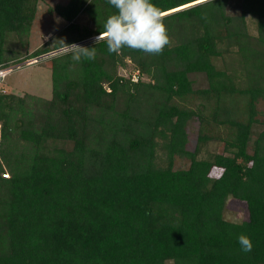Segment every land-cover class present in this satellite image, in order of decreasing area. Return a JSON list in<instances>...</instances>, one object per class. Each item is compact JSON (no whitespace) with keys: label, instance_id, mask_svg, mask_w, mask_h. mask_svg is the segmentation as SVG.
<instances>
[{"label":"trees","instance_id":"1","mask_svg":"<svg viewBox=\"0 0 264 264\" xmlns=\"http://www.w3.org/2000/svg\"><path fill=\"white\" fill-rule=\"evenodd\" d=\"M39 1L0 0V70L26 59ZM152 2L171 41L161 54L88 41L95 60L51 58L50 99L0 88V264H264V0ZM48 10L66 25L28 57L91 40L116 11L108 0ZM127 63L136 80L120 74ZM217 140L224 150L209 151ZM229 197L247 220L225 219Z\"/></svg>","mask_w":264,"mask_h":264},{"label":"rangeland","instance_id":"2","mask_svg":"<svg viewBox=\"0 0 264 264\" xmlns=\"http://www.w3.org/2000/svg\"><path fill=\"white\" fill-rule=\"evenodd\" d=\"M59 0H40L39 7L37 9L34 22L32 24V28L29 33V42L28 49L24 56L26 59L21 64L8 68V70L1 74L0 76V88L6 93H12L17 96H23L28 98V95L41 97L45 99H50L51 94V70H50V61L53 56L58 53H63L62 49L56 50L54 52H49L47 54H43L38 57H28L29 54L34 50L39 48L41 45H46L50 42V39L55 34H58L66 25V22L55 12L49 11L48 7L53 6L54 3ZM65 1V0H61ZM78 20L82 25L91 26V22L85 14H80L78 16ZM95 38V37H94ZM94 38L91 40H87L84 42H80L79 45L84 44L85 42H92ZM232 54L225 53L224 57L217 58L215 60L218 67H225L230 65L232 62L230 56ZM32 58V60L26 61L27 59ZM12 60H5L6 63ZM26 61V62H24ZM24 62V63H23ZM226 66V67H227ZM120 74L127 76L129 74L132 75V78L136 80L137 71L134 70L133 65L131 63H127V66L124 68H120ZM195 86H206L205 76L200 74L195 76ZM143 80H147L146 76H142ZM260 109H264V101H261L258 104ZM189 126L188 134V148L193 149L195 145V136L197 131L196 123H191ZM255 133H251V137L254 138ZM224 142L222 140L209 142L207 145V149L209 151L222 152L224 150ZM189 164V161L186 159H182L176 157L175 167H182ZM8 170H3V172H7ZM221 169L212 168L210 175L212 177H216L220 174ZM224 217L230 221H243L248 219V210L246 203L244 201L235 199L233 197H229L226 200Z\"/></svg>","mask_w":264,"mask_h":264},{"label":"clouds","instance_id":"3","mask_svg":"<svg viewBox=\"0 0 264 264\" xmlns=\"http://www.w3.org/2000/svg\"><path fill=\"white\" fill-rule=\"evenodd\" d=\"M116 10L103 25V32L94 38V43L102 40L109 54H119L122 49L141 51L149 55H159L171 41L164 23L162 10L152 0H108ZM212 3V0H196L197 6ZM60 42L63 54H70L73 61L95 60L96 48L76 43ZM243 252L252 251L251 239L241 233L237 237Z\"/></svg>","mask_w":264,"mask_h":264},{"label":"bare ground","instance_id":"4","mask_svg":"<svg viewBox=\"0 0 264 264\" xmlns=\"http://www.w3.org/2000/svg\"><path fill=\"white\" fill-rule=\"evenodd\" d=\"M5 72H6V70H5V69H3V70H0V76H1V74L5 73Z\"/></svg>","mask_w":264,"mask_h":264},{"label":"built area","instance_id":"5","mask_svg":"<svg viewBox=\"0 0 264 264\" xmlns=\"http://www.w3.org/2000/svg\"><path fill=\"white\" fill-rule=\"evenodd\" d=\"M0 142H1V125H0Z\"/></svg>","mask_w":264,"mask_h":264}]
</instances>
